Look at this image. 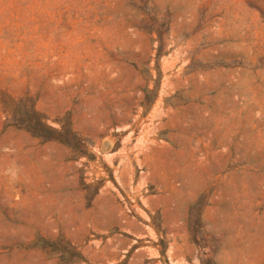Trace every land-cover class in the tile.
Segmentation results:
<instances>
[{
    "label": "rangeland",
    "instance_id": "374dc122",
    "mask_svg": "<svg viewBox=\"0 0 264 264\" xmlns=\"http://www.w3.org/2000/svg\"><path fill=\"white\" fill-rule=\"evenodd\" d=\"M0 264H264V0H0Z\"/></svg>",
    "mask_w": 264,
    "mask_h": 264
}]
</instances>
